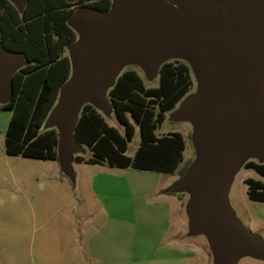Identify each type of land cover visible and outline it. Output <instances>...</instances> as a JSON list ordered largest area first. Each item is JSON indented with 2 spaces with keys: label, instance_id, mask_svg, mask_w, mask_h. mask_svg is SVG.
Masks as SVG:
<instances>
[{
  "label": "water",
  "instance_id": "95a60500",
  "mask_svg": "<svg viewBox=\"0 0 264 264\" xmlns=\"http://www.w3.org/2000/svg\"><path fill=\"white\" fill-rule=\"evenodd\" d=\"M22 9L26 0H11ZM80 35L70 47L71 76L60 89L51 120L57 121L63 168L71 175L74 138L86 103L107 110L106 87L126 64L148 77L171 56L187 60L199 84L172 118L188 121L197 161L174 192H189L192 234L208 237L214 264L239 257H264V243L240 225L226 195L250 155L264 163V0H113L101 13L80 8L69 19ZM17 55L0 46V96H9Z\"/></svg>",
  "mask_w": 264,
  "mask_h": 264
},
{
  "label": "rangeland",
  "instance_id": "374dc122",
  "mask_svg": "<svg viewBox=\"0 0 264 264\" xmlns=\"http://www.w3.org/2000/svg\"><path fill=\"white\" fill-rule=\"evenodd\" d=\"M77 36L79 43L80 35ZM70 47L65 54L70 55ZM175 61L188 64L180 56H171L165 62ZM23 64L20 61L17 68ZM127 70L135 71L146 87L158 84V73L148 77L135 63L124 65L115 79ZM191 76L192 85L181 102L199 90L192 71ZM111 87L112 84L106 87L109 109H96L110 126L123 134L124 128L117 122L109 100ZM8 101L9 96H0V264H214L207 235L190 231L187 207L192 195L186 191L174 192L182 197L184 205L181 212L173 211L170 219L172 224L180 222V218L188 221L182 238L187 243L183 251L189 258L183 263L167 260L168 255L159 252L166 241H171L167 237L160 243L161 247L155 248L166 222L167 206L178 209L174 198L170 202L159 199L155 190L176 179L177 183L178 175L75 161L71 163L70 175L61 165L59 152L56 161L8 155L5 132L11 110L2 108ZM180 103L165 114L156 134H182L185 142L182 167L195 163L197 154L192 140L193 125L172 118ZM128 117L135 134L128 142L126 155L133 156L140 143V133L133 118ZM57 127L50 114L42 131L57 132ZM76 155L88 158L92 153L82 146ZM247 161L261 163L253 155L242 162L230 183L226 203L236 221L264 243V202L249 199L245 183L249 178L264 183V178L254 169L245 168ZM235 264H264V257L243 255Z\"/></svg>",
  "mask_w": 264,
  "mask_h": 264
},
{
  "label": "trees",
  "instance_id": "16d2710c",
  "mask_svg": "<svg viewBox=\"0 0 264 264\" xmlns=\"http://www.w3.org/2000/svg\"><path fill=\"white\" fill-rule=\"evenodd\" d=\"M112 0H26L19 9L11 0H0V46L20 54L25 65L10 79L9 101L2 108L11 110L5 132V152L39 160L58 157L55 130L42 131L56 105L60 89L71 76V61L63 54L66 46L77 41V33L68 24L80 8L101 13L110 10ZM192 85L191 68L185 62H164L158 70V84L146 87L133 70L122 72L108 91L121 134L110 126L97 109L84 104L74 128V138L92 153L88 158L76 155L77 163L133 168L182 177L191 165L180 167L185 142L180 132L157 136L165 114L173 110ZM138 125L140 143L133 156L126 155L128 142ZM245 168L264 177V163L247 161ZM248 198L264 202V184L246 179ZM175 185V184H174Z\"/></svg>",
  "mask_w": 264,
  "mask_h": 264
},
{
  "label": "crops",
  "instance_id": "0c3cea01",
  "mask_svg": "<svg viewBox=\"0 0 264 264\" xmlns=\"http://www.w3.org/2000/svg\"><path fill=\"white\" fill-rule=\"evenodd\" d=\"M56 160L57 159L50 160V161H56ZM81 163H84V162H81ZM58 164H60V163L58 162ZM105 164L108 165L107 163L89 164V165H105ZM61 165L63 166L64 164L61 163ZM109 167L118 168L115 166H109ZM121 169H126V168H121ZM139 171H145V170H139ZM148 172H152V171H148ZM154 173H159V172H154ZM159 174H165V173H159ZM168 175H177V174H168ZM176 180L168 182L162 188H157L155 190V195L159 199H163L165 201L170 202L171 199L174 198L178 202V209L177 208L173 209L170 206H167V208L165 210L166 222H165V224L162 225V228L160 231L161 235L158 238V240L156 241L157 243L155 244V248L161 247L160 243H162L163 240L166 239V237H167L171 241H169V242L166 241L163 244L165 246L163 248H159L160 249L159 252L166 253L168 255L167 260L174 261L177 263H183L185 259L189 258L188 254L183 251V247H186L187 243L184 242L185 240L182 238V234H183L184 230L187 228L188 221H183V218H180V220H179L180 222H178L176 224H172L171 219H170L171 213L173 211H180L181 212L183 209V205H184V200L182 199V197L180 195L174 194V191L172 189V185L174 183H176ZM256 181H259V180H256ZM188 220H190L189 217H188ZM173 239H175V247H172V240ZM153 255L158 256L157 254H153Z\"/></svg>",
  "mask_w": 264,
  "mask_h": 264
},
{
  "label": "flooded vegetation",
  "instance_id": "af4514ba",
  "mask_svg": "<svg viewBox=\"0 0 264 264\" xmlns=\"http://www.w3.org/2000/svg\"><path fill=\"white\" fill-rule=\"evenodd\" d=\"M112 1H113V0H112ZM68 24H69V20H68ZM69 25H70V24H69ZM75 32H76V31H75ZM76 33H77V32H76ZM75 43H76V42H74L73 44H75ZM73 44L68 45V46H72ZM68 46L65 47V49H64V51H63V54H64V55H67L68 58H69V60H70V55L65 54V50H66V48H67ZM9 53H10V52H9ZM12 54H15V53H12ZM15 55H17V56L19 57L20 61L24 63V64L22 65V66H24V65H25V59H24V57H23L22 55H20V54H15ZM22 66H20L19 68H21ZM19 68L16 67V70H18ZM16 70H15V71H16Z\"/></svg>",
  "mask_w": 264,
  "mask_h": 264
}]
</instances>
